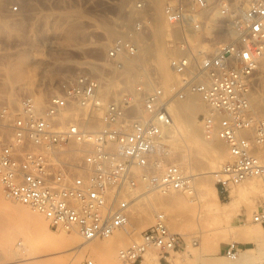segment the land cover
Wrapping results in <instances>:
<instances>
[{
  "label": "built area",
  "instance_id": "1",
  "mask_svg": "<svg viewBox=\"0 0 264 264\" xmlns=\"http://www.w3.org/2000/svg\"><path fill=\"white\" fill-rule=\"evenodd\" d=\"M247 1L240 17L238 7ZM217 8L221 24L211 20ZM165 15L182 32L171 47L177 81L169 91L139 86L106 101L100 79L82 74L66 81L41 110L33 96L16 107L0 98V188L7 196L53 227L95 241L127 230L140 181L165 195H194L195 176L168 159L172 106L190 94H199L209 108L200 116L205 137L223 140L230 151L213 174L219 194L227 197L250 180L264 184V114L251 103L264 60V0H172ZM194 32L215 48L204 51ZM227 35L228 42L216 44ZM109 53L112 59L135 56L137 46L128 35L117 38ZM253 220L264 226V203ZM168 221L158 212L138 240L120 249V258L143 264L152 252L166 255L180 248L181 235ZM240 253L237 243L225 249L231 259Z\"/></svg>",
  "mask_w": 264,
  "mask_h": 264
},
{
  "label": "rangeland",
  "instance_id": "2",
  "mask_svg": "<svg viewBox=\"0 0 264 264\" xmlns=\"http://www.w3.org/2000/svg\"><path fill=\"white\" fill-rule=\"evenodd\" d=\"M169 1L172 0H0V98L7 100L11 107H16L24 96H33L41 110L61 92L66 81L82 74L100 79L106 101L135 91L139 86L149 91L161 85L169 91L176 82L175 74H164L158 64V56L162 54L168 59L170 67V56L173 54L166 34V30L171 29L165 15V6ZM221 16L220 8H217L213 13L214 23H223L219 20ZM235 16L236 13H232L233 19ZM128 35L137 46V54L112 59L109 51L113 42ZM230 38L227 35L220 39L228 42ZM139 57L141 60L138 62L130 60ZM256 78L255 91L264 82V61L256 72ZM144 82L150 83V86L146 83L150 88L147 89ZM187 101L188 98L179 103L183 105ZM192 101L196 108L187 113L183 134L172 137L170 141V150L183 151L187 157L182 159L174 154L168 158L170 161L174 159L172 162L183 160L186 171L196 178L197 195L191 198L189 193L175 194L183 196L188 204L183 205L185 199L178 200V204L165 200L161 210L151 208L152 217L148 220L131 214L127 232H124L125 243L116 244V240L113 241L116 245L111 243L115 247L112 248L115 250L114 253L112 251L113 258H105L102 252L88 248L76 259V252L72 249L57 250L70 243L45 236L41 237L38 246H34L30 243L31 233L21 219L16 214H6L0 218V232L20 246L27 245L29 254L25 257V264H80L87 259L95 264H129L120 258V249L138 240L141 232L155 222L156 214L161 211L168 215L170 229L181 235L180 248L166 255L152 252L143 264H151L152 256L158 257L159 264H232L236 259L225 254L230 243L239 244L241 253L247 248H254L253 243L238 240L250 230L264 232V226L253 220L258 207L264 203V184L259 179L250 180L234 188L227 197L219 194L213 173L201 171L209 168L213 152L221 156L213 168L218 170L229 160L230 151L223 140L205 138L200 116L209 108L199 94L193 95ZM255 111L264 114V109ZM190 128L198 138L189 131ZM0 191L8 202L16 205L18 214L23 217V211L37 214L7 196L1 188ZM146 191L154 195L160 193L149 190L140 181L136 194ZM206 194L216 196L214 206L220 216L203 205L201 199ZM233 194L239 195L232 197ZM134 207H131L133 211ZM40 216L55 237L76 235L85 245L97 243L96 240L85 241L77 231L57 229L45 216ZM260 264H264V260H260Z\"/></svg>",
  "mask_w": 264,
  "mask_h": 264
},
{
  "label": "bare ground",
  "instance_id": "3",
  "mask_svg": "<svg viewBox=\"0 0 264 264\" xmlns=\"http://www.w3.org/2000/svg\"><path fill=\"white\" fill-rule=\"evenodd\" d=\"M247 4H248V1L246 2V4L238 7L240 17L244 16V14H245L244 9L247 6ZM211 20H212V22L214 21L213 16L211 17ZM166 23H168V22H166ZM169 26L171 29L166 30L167 31L166 34L168 37L167 41H168L169 48L171 50V54H172V52L174 54L176 52V50L174 48H171L173 46L172 43H174V42L176 43V42L181 41L182 32L180 30H176V29L172 28L171 25H169ZM234 32L235 31L232 30V34ZM192 37L194 40L198 39L201 42V48L204 51H210V50L215 48L213 46L214 44L210 47L205 46V44H203L201 32H194L192 34ZM220 38H222V36ZM191 40H192V38H191ZM132 41H133V39H132ZM225 42H227L226 39H219L218 38V41L216 42V44L225 43ZM170 58H171V56H170ZM125 59H126V57H125ZM130 60H133V62H138L141 60V58L140 57H139V59L138 58L137 59L131 58ZM167 60L168 59H166L164 57V55H162V54L160 56H158V64H159L162 72L164 74L167 73L170 76L173 71H172V69H170L171 67H169ZM173 74H174V72H173ZM145 79L147 81V78H145ZM148 81H149V79H148ZM176 81H177V78H176ZM146 83H148V82H146ZM146 83H145V85H147V87L146 86L145 87L147 89L150 88L149 87L150 83H148L149 86ZM255 90L251 96V103H252L253 109L263 110L264 109V82L260 85V87L258 86L257 91H255ZM193 95H195V94H190L188 96V101L186 102V104L180 105L179 102H181V101H179L178 103H176L175 105L172 106V115H173L175 126H174L173 131L171 132V137L177 138L178 136L183 134L182 133V127L185 126L187 123L185 121L187 113L190 112L191 110L193 111L196 108L193 101H192ZM34 99L37 103L38 100H36L35 97H34ZM177 122L180 125H178ZM189 131L192 132V134L194 136H196L197 138L199 137V136H197L196 133H194L193 130L191 131V128ZM176 138H175V140H176ZM213 139H215V138H213ZM207 140H212V139H207ZM174 154L180 156L182 159L187 157L186 153L183 151L170 150L168 152L169 159H170V157H173ZM220 159H221L220 154L218 152H213L211 157H210V160H209V168H205L204 172L203 171H201V172L214 174L216 172V170H213V168L215 167L216 163H218L220 161ZM172 160L174 161V159L171 158V161ZM175 160H176V162H174V163H176L182 169L186 170L184 168L183 160H181V159L179 161H177V159H175ZM205 190L207 193L208 188L206 187ZM196 192H197V190H196ZM177 193L181 194L184 192H175V193H171L168 195L159 193V195H154V194L148 193L146 191V192H141L139 194H136V197H135L133 205H132V207L136 206V208L134 207V211L132 208L131 214H134V217H138V218H141L143 220L144 219L148 220V218L150 219L152 217V216L150 217V215H151L150 210H152L151 208H154L155 210H157V209L161 210L162 208H164L163 204L166 202L165 200H167V202L169 201L170 203L172 202L173 204L174 203L176 204L178 202V200H182V199L184 200L185 199L183 196L175 195ZM195 195H197V194L195 193ZM238 195L239 194H233L232 197H237ZM191 196L194 197V195L189 194V197H191ZM215 199H216V196L210 197L209 195H207L206 197L202 198L201 200L203 201V205L209 206L211 211L215 212V214H219V216H220V212H219L218 208H216L214 206ZM6 200H7V198L6 197L4 198L1 191H0V218L4 217L6 214H14V215L16 214L21 219V222L24 223V226L26 227V229L31 233L32 238L30 240L31 241L30 243L34 246H38L41 242V237L45 236V237H50L52 239L53 238L57 239V241L59 240V241L65 242V243H70L69 245L67 244L63 247L57 248V250L58 251H60V250L66 251V250L72 249V251L76 252V254H75L76 259L79 258V254H80V256H81V254L83 255V252H84L83 250L86 251V249L88 250V248H90V249L92 248L94 250H98V251L102 252V254L104 255L105 258H113L112 257V255H113L112 251H113V253L115 251L112 249V248H115V247H113V245H116L117 243L125 241L124 240V232H125L124 230L118 231L115 235H113L110 238L103 239L102 242L96 240L97 243H93V244L90 243V245H85L83 243H80V238L76 235H71L70 237H64V238H59L57 236L55 237L54 235H52L48 231L47 224L44 221V219L40 216V213L34 214V213L23 211L25 213V216L23 217L21 214H18V212H16V210H15L16 205H14L12 202H10V201L8 202V200L7 201ZM201 200L199 199V202ZM185 201H186V199H185ZM185 201H183V205L188 204V202L187 201L185 202ZM180 202L182 204V201H180ZM130 219H131V217H130ZM218 219L221 220V217H218ZM219 223L223 224L222 222H219ZM220 227H222V226H220ZM119 237H121V240H119L120 239ZM243 237H240L238 241L241 243H253L254 248H247L244 252H242L239 255V257L236 259L235 263H232V264H260V260H264V232L258 231V230L257 231L250 230V231H248L246 236L244 238ZM116 238L118 239V242H117ZM114 240H116L115 241L116 244L113 242ZM214 240H218V238L217 239L214 238ZM112 242H113V245L111 244ZM74 244H76V245L72 246ZM111 245H112V247H111ZM70 246H72V247H70ZM28 251H29V249L27 248L26 244H23L20 246L18 243L13 242L11 237L4 235L3 233L0 232V264H15V263L25 264V257L28 256V254H29ZM80 252H82V253H80ZM151 264H159L158 257L152 256ZM210 264H220V263L212 262Z\"/></svg>",
  "mask_w": 264,
  "mask_h": 264
}]
</instances>
